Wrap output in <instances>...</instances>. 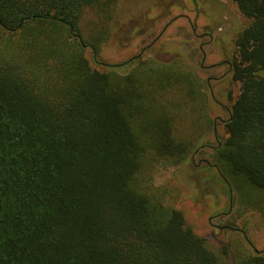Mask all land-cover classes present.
<instances>
[{"label": "trees", "instance_id": "obj_1", "mask_svg": "<svg viewBox=\"0 0 264 264\" xmlns=\"http://www.w3.org/2000/svg\"><path fill=\"white\" fill-rule=\"evenodd\" d=\"M232 1L248 21L232 67L246 96L215 158L234 189L264 191V0ZM118 2L0 0V264H264L214 253L142 190L146 160L179 164L189 147L166 116L155 129V60L100 71L86 57L99 47L83 12Z\"/></svg>", "mask_w": 264, "mask_h": 264}, {"label": "rangeland", "instance_id": "obj_2", "mask_svg": "<svg viewBox=\"0 0 264 264\" xmlns=\"http://www.w3.org/2000/svg\"><path fill=\"white\" fill-rule=\"evenodd\" d=\"M247 24L232 0H119L109 14L85 9L80 23L83 38L99 47L98 53L86 50L97 70L155 60V129L162 128L156 119L166 116L174 140L189 154L179 164L146 160L139 183L183 212L211 251L222 255L228 247L234 259L264 252V191L234 189L215 158L228 137L233 106L246 96L232 67L236 39Z\"/></svg>", "mask_w": 264, "mask_h": 264}, {"label": "flooded vegetation", "instance_id": "obj_3", "mask_svg": "<svg viewBox=\"0 0 264 264\" xmlns=\"http://www.w3.org/2000/svg\"><path fill=\"white\" fill-rule=\"evenodd\" d=\"M214 79L216 80V77H211V78H209V80H208V85H209V88H210V91H211L213 97H214V95H213V90H212L211 81L214 80ZM216 127H217V125L215 124V129H216ZM206 146H209V145H204V146H202L200 150H202V149L205 150V149H206ZM212 148H213V147H212ZM216 148H217V147H216ZM216 148H215V149H216Z\"/></svg>", "mask_w": 264, "mask_h": 264}, {"label": "water", "instance_id": "obj_4", "mask_svg": "<svg viewBox=\"0 0 264 264\" xmlns=\"http://www.w3.org/2000/svg\"><path fill=\"white\" fill-rule=\"evenodd\" d=\"M256 253H258V251H256Z\"/></svg>", "mask_w": 264, "mask_h": 264}]
</instances>
